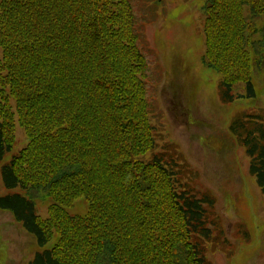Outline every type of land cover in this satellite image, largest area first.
Listing matches in <instances>:
<instances>
[{"label": "trees", "instance_id": "obj_1", "mask_svg": "<svg viewBox=\"0 0 264 264\" xmlns=\"http://www.w3.org/2000/svg\"><path fill=\"white\" fill-rule=\"evenodd\" d=\"M203 8V60L222 76L219 99L254 97L264 0ZM138 42L132 0H0V161L17 126L27 140L1 169L4 187L25 196H0V210L40 247L55 239L29 264H212L207 247L225 241L214 195L195 187L177 146L158 143ZM229 134L264 201V110L233 117ZM40 197L53 200L46 217ZM78 198L85 215L66 210Z\"/></svg>", "mask_w": 264, "mask_h": 264}, {"label": "rangeland", "instance_id": "obj_2", "mask_svg": "<svg viewBox=\"0 0 264 264\" xmlns=\"http://www.w3.org/2000/svg\"><path fill=\"white\" fill-rule=\"evenodd\" d=\"M206 0H132L140 48L148 61L146 88L151 121L158 143L177 146L195 171L194 185L216 200L215 214L222 226L226 251L207 247L212 264H264V201L249 172V158L229 134L233 117L264 110V71L253 68L254 97H236L230 104L219 99L222 76L206 66L202 31ZM264 13L256 20L261 26ZM236 95H245L242 84ZM15 144L0 161V196L25 191L8 190L1 178L3 165L26 146L24 131L15 129ZM53 200L38 198L37 214L47 216ZM88 203L78 198L66 210L85 215ZM40 247L35 237L17 223L10 212L0 210V264H29L33 256L51 248Z\"/></svg>", "mask_w": 264, "mask_h": 264}]
</instances>
